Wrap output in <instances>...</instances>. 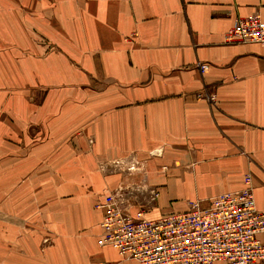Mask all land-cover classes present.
<instances>
[{
  "label": "crops",
  "instance_id": "obj_1",
  "mask_svg": "<svg viewBox=\"0 0 264 264\" xmlns=\"http://www.w3.org/2000/svg\"><path fill=\"white\" fill-rule=\"evenodd\" d=\"M252 15L264 0H0V264H135L97 243L105 192L156 219L250 174L264 211V45L225 40Z\"/></svg>",
  "mask_w": 264,
  "mask_h": 264
},
{
  "label": "built area",
  "instance_id": "obj_2",
  "mask_svg": "<svg viewBox=\"0 0 264 264\" xmlns=\"http://www.w3.org/2000/svg\"><path fill=\"white\" fill-rule=\"evenodd\" d=\"M226 42L263 44L264 20L252 15L235 20ZM201 73L206 64H198ZM212 107L216 96L201 94ZM132 168V167H130ZM152 199L157 193H151ZM95 207L101 211L98 245H109L122 261L135 264H264V211L255 205L250 174L243 187L221 193L184 213L148 219L143 211L132 214L119 191L105 192ZM100 264H118L104 261Z\"/></svg>",
  "mask_w": 264,
  "mask_h": 264
},
{
  "label": "rangeland",
  "instance_id": "obj_3",
  "mask_svg": "<svg viewBox=\"0 0 264 264\" xmlns=\"http://www.w3.org/2000/svg\"><path fill=\"white\" fill-rule=\"evenodd\" d=\"M102 194H103V193H101V194H100V197H101V195H102ZM100 197H99V199H98V200H100ZM151 219H152V218H151Z\"/></svg>",
  "mask_w": 264,
  "mask_h": 264
}]
</instances>
